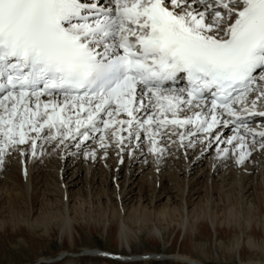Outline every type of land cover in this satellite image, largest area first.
Segmentation results:
<instances>
[{"label":"snow or ice","instance_id":"snow-or-ice-1","mask_svg":"<svg viewBox=\"0 0 264 264\" xmlns=\"http://www.w3.org/2000/svg\"><path fill=\"white\" fill-rule=\"evenodd\" d=\"M185 75L187 87L175 86ZM261 104L264 0H0V163L29 140L35 155L45 129L87 140L98 122L150 137L153 127L235 124L227 143L239 142L243 163L241 130L264 138L245 122L264 116Z\"/></svg>","mask_w":264,"mask_h":264},{"label":"bare ground","instance_id":"bare-ground-1","mask_svg":"<svg viewBox=\"0 0 264 264\" xmlns=\"http://www.w3.org/2000/svg\"><path fill=\"white\" fill-rule=\"evenodd\" d=\"M258 108L263 109L261 106H258ZM186 113L184 116L192 115L191 111H186ZM223 125V123L218 124L210 132H207L205 134L207 136L199 142L195 141L198 139L189 141L186 139L189 134V137H194L192 134H194V130H197L196 126L189 128L194 125H186L184 133H182L181 129L173 127L167 128L163 132H161L162 128L153 127L152 131L158 133L153 137L149 136L147 130L135 128L123 133V139H120V135L114 134L117 130L115 128L101 134L89 135L87 140L81 135H75L74 138L73 136H67V138L56 136L52 140L50 136L53 133L45 129L44 132L39 134L42 138L35 141L37 143L35 155L31 156L33 154L32 141H30V144L26 142L16 145L21 161H23V154L29 149L30 168L27 166L26 171L20 168L23 174V192L15 185L12 186L10 184L7 186L5 182L6 185L4 187H7L5 193L9 195L10 201L0 205V232H11L14 235L22 231V229L33 233L38 229H43L42 235L49 236L51 232L59 230L61 236L66 240V246L75 249L78 243L77 234H80L81 229L78 225L81 224L82 226L90 227V230H96L100 227L102 232L111 235L118 247L132 249L136 242L141 239L143 231L147 233L148 242L156 244L164 241V229L174 226L173 231L179 229L178 231L181 234L182 232L184 233L183 248L189 243L190 247H199L198 250L206 254L207 248L203 244L196 242V238L203 234L217 235L218 228L209 207L206 210L197 211L199 208L198 201L201 197L200 193L204 189L193 185L196 182L199 183L200 178L207 173L205 168H201L198 172L195 169L208 158V170L213 172L228 165H235L233 168L238 170L242 164L239 162V142L233 140L232 144L227 143L229 139L237 135V127L225 124V128H221ZM248 127L259 132L264 130V121H256L249 124ZM218 131L219 133H217ZM225 132L227 133L225 134ZM210 134L211 136L209 137ZM219 134L225 135L220 138ZM32 135L34 136V134ZM46 135H49L50 141H48ZM181 135L184 136L185 140H181ZM240 135L246 137L244 151L259 150L260 152L263 149L264 138L261 137L259 139V135L253 137L251 134H245L243 130H241ZM210 138L211 140L208 143L210 146L208 147L203 141ZM66 142L69 144L68 147H65ZM146 142L149 144L147 145ZM154 142L155 146L160 148L161 151L152 150ZM54 145L60 149L58 160L47 156L40 157L39 153L43 149V152H56ZM11 148L13 149L14 147L9 149ZM183 149H186L184 154ZM222 149H227V153L225 154ZM81 151L85 154L83 158L75 157L72 159L74 154L76 156ZM211 151L213 152L211 156H207ZM145 152L147 155L141 160ZM194 153H196L195 156H193ZM66 155L70 157L66 159V164L63 165V158ZM3 158L6 159L4 156ZM123 158L124 160L127 159L125 170L123 168L122 170L119 169L122 167L120 161ZM20 160L19 162L21 163ZM259 160H263L261 163L264 164L263 158ZM138 161H141L139 166H132L133 162ZM5 162L7 164L3 161L0 163V178L3 175L1 169L3 170L4 167L11 165L8 160ZM36 162L39 163L35 165ZM42 162L46 163L45 170L48 173L51 172L49 171V168H51L49 166L52 165V162L56 163V167H54L57 170L56 177L49 178L46 173L41 172L37 173V177L33 176L34 172L32 170L36 166H40ZM168 162L172 164L169 165ZM49 163L51 164L49 165ZM129 163L130 167L128 166ZM82 168L84 169V180H86L85 185L87 188L84 193L75 194L70 188L81 182L79 177L81 176ZM69 170L71 172L66 174H70V179L67 181L65 179L62 180V174L65 175V172ZM242 171L241 174L238 173V177H242L240 182L242 180L245 183L243 192L247 196H251L255 191V183L253 182L255 175L250 182L251 178H247V176L254 172L255 169L251 166L247 170ZM8 174L13 176L15 172L11 171ZM139 174H142L143 177H139ZM50 175H54V172ZM258 179L263 185L264 171L258 174ZM37 182L41 183L42 186H38ZM109 183L114 184V189L111 193L108 192ZM95 184H102L105 187L104 191H102L103 195L98 197L100 200L105 199V201L102 200L104 203L101 206L102 211H96L91 213L89 217L83 218V215H86L84 210L86 199L83 195L87 193L88 198L91 197L93 195L91 188ZM118 188L120 189L119 192L117 191ZM207 188L210 195L211 190L214 189L210 179L207 181ZM13 189L15 191H12ZM251 189L252 191H250ZM187 191L188 193H186ZM163 196L167 197V200L160 207H156V202ZM196 200L198 201L194 203ZM91 201L93 203L90 198ZM146 201L151 202L150 207L145 203ZM22 204L28 206L25 211L19 209V205L22 206ZM232 209L233 207L228 209L230 214L234 211ZM245 246V243L237 242L236 251L234 252V254L237 253L240 264H264L263 258L253 259L251 257L249 260L244 259L242 251ZM254 246L251 245L250 247L255 248ZM185 251L168 254L166 257L185 264H206L204 260L194 257L190 251ZM93 256L106 258V256L97 254ZM150 258L151 256L149 255L144 260ZM155 259L157 260V258ZM50 264L81 263L75 256H68L61 259V261L59 260V262L53 261Z\"/></svg>","mask_w":264,"mask_h":264},{"label":"rangeland","instance_id":"rangeland-1","mask_svg":"<svg viewBox=\"0 0 264 264\" xmlns=\"http://www.w3.org/2000/svg\"><path fill=\"white\" fill-rule=\"evenodd\" d=\"M261 107H263L264 109V106ZM262 121H264V119L258 122H262ZM194 127L195 125L189 128H194ZM167 128H172V127H164L162 128L161 132L167 130ZM221 128H225V124ZM219 131L217 133H219ZM196 132L197 130H194L193 132L194 134H192V136L194 137L192 138L189 137L190 135L189 134L188 138L186 139H188V141L191 139H198L195 141L199 142L200 140H202V138H205L207 136L205 135L204 131H198L197 134ZM226 133L227 132H225V134ZM211 134L209 135V137L211 136ZM223 135L219 134V137L223 138L224 137ZM46 138L48 139V141L51 140L49 138V135H46ZM211 138L206 141H203L205 144L208 145V147L210 146L208 143L210 142ZM258 138L260 139L261 137ZM30 141L31 140L28 141L29 142L28 144H30ZM146 144L148 145L149 143L146 142ZM68 146L69 144L68 142H66L65 147ZM262 148L264 149V147ZM54 149L56 150V152L51 151L49 153L47 151L43 152L44 150L43 149L40 151L39 155L41 158L47 156L48 158L52 157L51 159L58 160V158L60 157L59 154L60 149H58L57 146H55ZM263 149L260 152L259 150H246L245 152L250 153V155L246 157L245 161L241 164L242 166L240 165V169L238 170L237 168H233V166L235 167V165H228L216 169L214 172L210 171L208 170L209 158L204 160V162L201 163V165L195 169V171L198 172L201 168H205L207 174H205L200 178L199 183L196 182V184L193 185L194 187L200 186L206 192V194L204 191L200 193L201 196L200 200L198 199L199 201L196 200L194 201V203L198 201V205H199V208L197 209L198 212H200L201 209L206 210V208L209 207L212 213V217L214 218L215 223L217 224L218 232L217 235L203 234L201 236H198V238H196V242L203 244L207 248L208 251L206 254L201 253L200 250H198L199 247H190L191 245H189V243L184 248L186 251H190L191 253H193L194 257L204 260L206 264H240V260L237 256V253L234 254V252L236 251L235 249L237 242L239 241L242 244L245 243L247 246V247L245 246L242 251V255H243L242 257H244V259L249 260L251 257L253 259H261V258L264 259V184L262 185V183H260V179H258V174L264 171V164L261 163L263 160H259L260 158L264 159ZM26 151L23 154V161L20 160V156H19L20 153L17 146H14L13 149L12 148L8 149L7 153L4 155L6 159L3 158L2 161L5 164H7V162L5 161L8 160L11 165L9 167H4L3 170L1 169L3 175L0 178V192H1L0 205L6 201L8 202L10 201V199L8 198L9 195L5 193L7 189V187L6 188L4 187L6 185L5 182L7 183V186L10 184H12V186L15 185L17 188L21 190V192H23L24 190L23 174L20 171V168H23L24 171H26L27 166L30 168L29 166L30 161L28 159L30 151L29 149H27ZM185 151L186 149H183V154L185 153ZM83 153L84 152L81 151L77 153L76 156L74 154L72 159H74L75 157L83 158L85 156V154ZM212 153H213L212 151L209 152L207 156H211ZM33 155L34 154H32L31 156ZM146 155L147 153L145 152L143 157H141V160L142 158L146 157ZM195 155L196 153L193 154V156ZM68 157L70 156L66 155L63 158L64 160L63 165L66 164V159ZM19 160L21 161V163L19 162ZM126 162L127 159L124 160L123 158L120 161V165H122V167L119 169L122 170L123 168V170H125ZM38 163L36 162L35 165H37ZM50 164L51 163H49V165ZM140 164L141 161L133 162L132 166L133 165L139 166ZM168 164L171 165L172 163L168 162ZM128 166L129 167L131 166L130 163ZM251 166L253 169H255V171L249 174L247 178H251L249 180L250 182L253 179L252 177H254L255 175V178L253 180V182L255 183L254 184L255 191L251 196H247V194L243 192V187L245 186L244 185L245 183L242 180L240 182V179L242 177H238V173L241 174L243 172L242 170H247ZM45 167H46L45 162H42L40 166H36L34 170H32L34 172L33 176L37 177V173L41 172V173H46L47 177L49 178H54V176L56 177L57 170L54 168L56 167V163L52 162V165L49 166L51 167L49 168V171H51L50 173H48L45 170L46 169ZM11 171L15 172L13 176H10L8 174ZM53 172L54 175H50ZM70 172L71 170L65 172V175L62 174L63 175L62 180L64 179L65 181L69 180L70 174H66V173H70ZM171 172L173 173V171ZM140 176L143 177L142 174H139V177ZM84 177H85L84 169L82 168L81 176L79 177L81 182L70 188L73 193L76 194L79 192L80 193L85 192L87 187L85 185L86 180H84ZM209 179L211 180L212 186L214 188L213 190H211L210 195L208 193V188H207V181ZM37 185L42 186V184L39 182H37ZM2 188H4V190H2ZM104 189H105L104 185L95 184L94 187L91 188L93 197L91 196L88 198V196L86 195L87 193L83 195L86 199L85 200L86 204L84 203L85 205L84 210L86 212V215H83V218L89 217L91 213H94L96 211H102L101 206L104 205L103 201H105V199L100 200L98 197L100 195H103L102 191H104ZM113 189H114V184L109 183L108 192L111 193ZM12 191L15 190L13 189ZM117 191L119 192L120 189L118 188ZM250 191H252V189ZM186 193H188V191ZM90 198L91 200H93V203L92 201L90 202ZM166 200L167 197L163 196V198H161L156 202V207H160L161 205H163ZM148 201H146L145 203L148 204V206L150 207L151 202ZM19 207H20L19 209L23 211H25L28 208L27 205H23V204L22 206L19 205ZM231 207H233L232 210H234L232 214H230L228 211V209ZM78 227H80L81 229H80V234H77L78 243L75 249L68 248L66 246V240L64 237L61 236L59 230L55 232H51L49 236L42 235L43 229H38L35 233L29 232L26 229H22V231H19L14 235H12L11 232H0V264H47L44 263V261L58 259L66 253H72L77 255H82L85 253L86 255H90L83 257L80 256L79 259L77 258V260L81 264H185L181 262H176L175 260H171L166 257L168 256V254L178 253L179 251L181 252L185 251L183 248L184 233L182 232L181 234L178 231L179 229L173 231L172 229L174 228V226L166 227L164 229V235H165L164 241L156 244L148 242L146 237L147 233L146 231H143L141 233V239L136 242V245L133 246L132 249H129L128 247L126 249H122L118 247L115 244L114 240L111 238V235L102 232V229L100 227L96 230L95 229L90 230V227L86 225L82 226L81 224H79ZM248 243H250V245H248ZM251 245H255L254 246L255 248L253 247L251 248L250 247ZM106 253H110V254L113 253L117 255L120 254V255H125L127 257H135V255H143V254H154L152 256L150 255L151 257H153V259L155 258L158 259L159 255H161L163 259L160 258L159 260H151V261L147 259L144 260L145 262H140V263H128V262L120 263L115 260H112L116 258H114V256L107 255ZM96 254L100 256H106V258L93 256ZM145 256H149V255H145Z\"/></svg>","mask_w":264,"mask_h":264}]
</instances>
